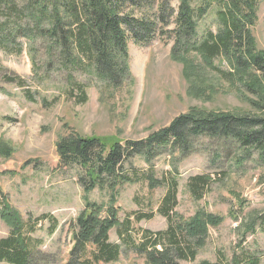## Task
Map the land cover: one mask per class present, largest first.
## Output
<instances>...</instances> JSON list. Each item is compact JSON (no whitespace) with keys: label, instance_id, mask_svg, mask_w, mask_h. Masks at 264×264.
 <instances>
[{"label":"rangeland","instance_id":"1","mask_svg":"<svg viewBox=\"0 0 264 264\" xmlns=\"http://www.w3.org/2000/svg\"><path fill=\"white\" fill-rule=\"evenodd\" d=\"M25 1L16 0L11 10L0 9V148L3 144L11 149L10 156L0 154V185L27 225L34 226L30 235L50 256L48 264L67 260L73 220L85 199L107 204L111 194L121 225L109 230L108 237L119 246V254L114 261L96 264H145L140 244L146 230L166 229L167 218L158 207L173 181V218L191 216L198 209L223 217L219 225L209 227L195 258L177 260L179 264H264V158L257 152L238 163L232 143L197 136L191 139L189 153L167 145L153 150L149 158L135 154L122 163L125 182L112 190L95 187L85 192L78 183L82 169L62 165L55 148L57 139L71 132L112 136L122 143L145 141L151 132L193 109L254 111L249 102L255 96L223 75L230 69L229 59L217 55L209 66L180 47L173 57V41L166 36L145 44L129 39V74L114 86L99 78L86 58L73 52L76 60L64 59L43 32V18L34 21L36 11L25 9ZM171 4L176 9V0ZM219 9L212 2L198 20L195 43L218 30ZM250 29L257 48L264 50V0ZM180 55L191 64L188 77L177 59ZM79 85L88 97L84 103L76 102ZM198 174L211 178L201 199L193 198L187 185L189 177ZM150 178L162 184L150 187ZM252 220L256 224L249 230ZM8 234L0 220V238Z\"/></svg>","mask_w":264,"mask_h":264},{"label":"trees","instance_id":"2","mask_svg":"<svg viewBox=\"0 0 264 264\" xmlns=\"http://www.w3.org/2000/svg\"><path fill=\"white\" fill-rule=\"evenodd\" d=\"M24 1V0H23ZM260 0H26L25 9L36 11L33 20L43 18V32L57 47L64 59L74 61V52L94 65L96 75L116 86L127 77L128 40L148 43L157 36L172 39V56L180 47L194 52L206 65L212 66L217 55L229 59L230 69L224 73L233 86L255 96L250 98L252 112L189 110L175 116L167 126L149 134L145 141H125L112 136L82 135L71 132L60 136L55 148L62 165H77L84 172L78 183L85 192L95 187L110 190L128 178L122 172V163L135 154L147 158L158 147L169 145L181 153L190 152L191 139L204 136L224 139L238 152V163L257 152L264 158V50L257 48L251 32ZM212 2L217 11L218 30L195 43L198 20ZM17 7L16 0H0V9ZM41 27V23H36ZM10 33L12 29L8 27ZM15 30V29H14ZM9 33V34H10ZM7 37V35H5ZM4 36V38H5ZM184 75H190L191 64L184 55ZM236 81L240 85H237ZM77 103L87 101L83 90ZM247 95V94H246ZM156 147H155V146ZM0 154L10 156L11 149L1 144ZM211 183L208 174L190 176L187 185L195 199H201ZM162 180L150 178V187ZM158 212L167 218L165 230L145 231L139 249L145 264H179L177 260H192L208 235L209 227L219 225L223 217L196 210L191 216L172 217L176 205V183L167 185ZM114 194L107 204L85 199L83 209L76 215L71 228L73 244L63 264H96L114 261L119 246L109 241L108 232L119 228L118 208ZM38 217L35 222L40 221ZM0 220L9 228V234L0 238V261L11 264H48L50 256L39 250L40 240L32 237L34 226H28L20 212L13 207L0 185ZM253 230L256 221H251ZM264 225V220L261 221ZM234 260V259H233ZM204 264H209L203 261Z\"/></svg>","mask_w":264,"mask_h":264}]
</instances>
